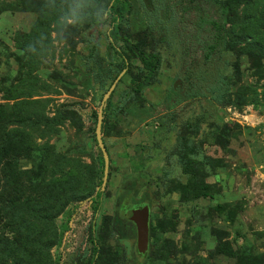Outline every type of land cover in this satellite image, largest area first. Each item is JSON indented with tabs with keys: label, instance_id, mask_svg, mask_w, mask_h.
Segmentation results:
<instances>
[{
	"label": "rangeland",
	"instance_id": "1",
	"mask_svg": "<svg viewBox=\"0 0 264 264\" xmlns=\"http://www.w3.org/2000/svg\"><path fill=\"white\" fill-rule=\"evenodd\" d=\"M127 1L137 95L113 0H0L1 264H264V0Z\"/></svg>",
	"mask_w": 264,
	"mask_h": 264
},
{
	"label": "trees",
	"instance_id": "2",
	"mask_svg": "<svg viewBox=\"0 0 264 264\" xmlns=\"http://www.w3.org/2000/svg\"><path fill=\"white\" fill-rule=\"evenodd\" d=\"M110 9L108 11V15L110 17V29L108 32L109 42L112 44L116 40H120L123 43H126L127 46L129 47V50L137 54L139 60L141 61L143 65V70L147 71L142 81L132 84L133 93L134 95H137L141 92L142 89L148 87L153 82L154 76L157 72L159 59L154 54L140 52L136 47L129 44L125 39H121V37H119V31L122 29V25L126 22L127 15L129 14L131 10L130 3L127 0H113L112 6ZM215 100L217 101L218 97H215ZM198 190L202 198L209 197L208 193L206 192L207 190L206 185L202 187H198ZM139 204H142V201L134 203V205H139ZM125 223L131 226L132 229H134V225L131 222H129L128 220H125Z\"/></svg>",
	"mask_w": 264,
	"mask_h": 264
},
{
	"label": "water",
	"instance_id": "3",
	"mask_svg": "<svg viewBox=\"0 0 264 264\" xmlns=\"http://www.w3.org/2000/svg\"><path fill=\"white\" fill-rule=\"evenodd\" d=\"M115 84L112 85L109 92L104 98V101L107 99L111 91L114 89ZM100 126L101 120H98L95 135L96 141L99 149L102 152L104 159V180H106L108 172V153L105 148V145L100 136ZM128 221L134 225L135 234H136V249L139 254H145L149 248L150 237V209L146 203H142L135 207L128 216Z\"/></svg>",
	"mask_w": 264,
	"mask_h": 264
},
{
	"label": "clouds",
	"instance_id": "4",
	"mask_svg": "<svg viewBox=\"0 0 264 264\" xmlns=\"http://www.w3.org/2000/svg\"><path fill=\"white\" fill-rule=\"evenodd\" d=\"M77 7H80V5H77Z\"/></svg>",
	"mask_w": 264,
	"mask_h": 264
}]
</instances>
